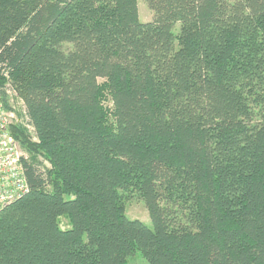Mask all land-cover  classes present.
I'll return each instance as SVG.
<instances>
[{"label":"trees","instance_id":"1","mask_svg":"<svg viewBox=\"0 0 264 264\" xmlns=\"http://www.w3.org/2000/svg\"><path fill=\"white\" fill-rule=\"evenodd\" d=\"M146 4L0 0L1 94L33 133L10 129L28 191L0 264H264V0Z\"/></svg>","mask_w":264,"mask_h":264},{"label":"built area","instance_id":"2","mask_svg":"<svg viewBox=\"0 0 264 264\" xmlns=\"http://www.w3.org/2000/svg\"><path fill=\"white\" fill-rule=\"evenodd\" d=\"M8 91L10 89L7 87V95ZM13 120L12 112L4 105L0 89V210L15 202L28 191L22 166V160L27 159V156L22 154L19 144L11 135L10 129ZM27 128L31 129L28 126Z\"/></svg>","mask_w":264,"mask_h":264},{"label":"rangeland","instance_id":"3","mask_svg":"<svg viewBox=\"0 0 264 264\" xmlns=\"http://www.w3.org/2000/svg\"><path fill=\"white\" fill-rule=\"evenodd\" d=\"M138 16L141 23H147L152 20V12L149 10L146 4V0H138ZM62 50L67 52L71 50L70 44H63ZM8 87V86H7ZM8 105L10 107V111L14 116L13 124H17L18 126L23 127L28 134L33 137V133L31 129L27 128L26 121L24 117V111L22 103L17 100L12 93V91H8ZM107 106H111L108 104ZM257 121V120H256ZM255 121V122H256ZM22 154L29 157L27 152L22 150ZM40 161H44L41 155H37L36 157ZM44 167L48 168V164L44 161ZM122 204L124 206L125 216L130 220H138L147 227L151 228V224L148 217V212L145 208L143 201L139 198L136 192H120ZM60 228L62 230H66L69 228L68 222L65 218L59 219ZM125 264H148L145 259L141 256L139 251H134L130 256L127 257Z\"/></svg>","mask_w":264,"mask_h":264}]
</instances>
